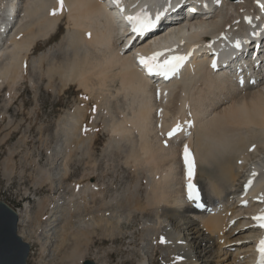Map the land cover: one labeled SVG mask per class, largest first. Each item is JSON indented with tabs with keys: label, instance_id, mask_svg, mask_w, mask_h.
Returning a JSON list of instances; mask_svg holds the SVG:
<instances>
[{
	"label": "bare ground",
	"instance_id": "1",
	"mask_svg": "<svg viewBox=\"0 0 264 264\" xmlns=\"http://www.w3.org/2000/svg\"><path fill=\"white\" fill-rule=\"evenodd\" d=\"M173 1L175 0H129V5L135 10L139 9V7H146L153 11L159 6L163 4L166 5ZM177 1L179 3L184 2V5L174 17H170L169 20L174 22L166 25L163 31H161L162 28H158L156 34L142 38V40L132 45L131 49L128 50L124 42V38L130 35V33L128 34V27L120 34L114 17L103 8L106 4H101L99 0H63V9L58 10L56 15H52L51 13L54 9H60L57 0H0V92L3 88H7V94L9 96L7 104H11L13 96L16 94L17 87H19V85H21L20 83L28 76L27 67L25 65L26 62L23 60L26 56L24 53H30L35 47V44H37L36 42L39 37L47 39L52 35L51 33L57 32V24L65 20L67 28L69 29L65 37H69V43L72 41L76 46L79 45L75 50H77L80 45H83L82 43H85L84 47L88 45V47H92L94 50L93 52L96 53V55L93 54L95 56L93 57V59H95L94 61L92 59L89 62L91 58H88L89 60L86 61L87 57H89L88 55L86 56V52L84 53L86 59H81V53V55H79L81 58H75L73 62L71 61L72 63L68 66L67 70L69 71V75L77 76L76 80L78 81L75 80L73 82L79 83L80 79L81 88L84 87L88 89L87 91L85 90L86 92L90 90L91 93L93 90L98 93V91H96L98 85L102 87L103 84L105 85V83H107L104 81V77L106 81L107 78H109L111 83L119 82L121 86L120 89H123L124 92H128V95L131 93L135 100L133 103L136 101L138 103V106L136 105L138 108L133 107V117H128L129 121L132 120L131 125L133 124L132 122H136H134L133 128L130 126L131 132L126 134L133 133L132 130L136 132V129L139 132L141 129L140 135L143 136V133H149L152 128L156 131L155 129H157L158 124L159 136L157 137L160 138L164 136V133L167 134V142L161 143L162 145L158 142V138L153 140L158 147L156 150H159L155 154L156 150L154 151L151 149V147L153 148L152 145H154V143H151L152 138L151 140L148 138V136H151L150 133L153 132L151 130L152 132H150L149 135L147 134L148 136L145 135L146 139L148 138L147 140H150V144H148L149 142L145 139L146 145L141 141L139 147L145 145V150L142 148L144 151H141L144 153L146 151L148 152L147 155H152L149 154V151L152 150L154 156L148 157L146 153H141L146 155L144 158L143 155L139 156H142L141 159L143 161L148 160L146 159L147 157L150 160L157 158V161L159 158V166L156 163L158 166V168H156V170L158 169L157 172H151L154 167V165L151 166L153 163L152 160V162L149 160V162L145 161L147 165L151 162V165H149L151 170L150 168L148 169L149 166L146 165L148 169V172H146L148 174L145 173L148 176L146 181L147 193L149 191H154L149 192L150 194H154L152 203L155 201L158 202L155 207L150 203L152 198L146 201H149L147 204L150 203L149 208L152 206L156 209L158 219V227H156L158 230L157 234L161 236L160 238H162L163 241H166L163 242V245L167 247V253L171 256V260L168 264L171 262H173L172 264H261V253L257 248L259 241L264 239V228L258 226L254 217L259 214H264V30L262 33L256 30L264 29V0H219V2H217V0H197L196 6L206 5L207 8L206 10L197 9L193 12H186V10L188 9L187 5L195 2H192V0ZM259 2H261V6ZM12 7H14V10L18 7L13 18L7 15V11ZM169 7L171 6L168 5L163 8L161 13L164 12V14H168L167 10L171 9ZM115 9L114 12L119 16L120 12L117 8ZM183 12L185 13L183 14ZM178 14L182 15L178 16ZM27 19H29L28 22ZM36 24L37 27L40 26L42 27L41 29H43L41 31L39 27V33L36 32L37 30L35 31L36 28L33 30V26L36 27ZM34 31L36 32L35 34L32 33ZM254 35H256V37H254ZM237 43H239V47L236 46ZM91 49L89 50L91 51ZM22 51H24V53ZM80 52L81 51L77 52V54ZM158 52L164 53L163 56L158 58L159 61L176 55L186 56L187 58L191 56L193 61L189 66L184 67L179 74L173 75L174 77L171 80L158 83V81H154L152 77L146 73L144 70L145 65L140 63L142 55L145 57L152 56ZM214 54H217L216 56L219 58V62L217 63L218 69L212 67V63L215 59ZM46 57H48V54L41 56L43 59ZM55 57L57 56L55 55ZM254 60L259 61L261 64L259 70L251 69V67H253L252 61ZM52 61H50V63ZM87 62L89 64H87ZM33 65L34 61L31 62V69L35 66ZM28 69L31 71L30 67ZM245 72L248 73L246 74ZM64 73L63 75H65ZM90 75L94 77L90 78ZM95 76L99 78L103 77L100 81L104 82H96L98 78L94 81L93 78H95ZM39 77H41V75ZM39 77L37 79H39ZM28 78L32 88L35 89L37 81L30 76ZM68 78L70 79V77ZM100 91L102 92V88ZM93 98H95V95ZM85 100L88 99L86 98ZM99 101L98 99V102ZM103 102L98 103V105H102H99L100 108L104 107L105 103L103 104ZM106 102H108V100ZM81 107H83V105ZM84 107L83 110L87 106ZM170 108L172 111L174 109L173 114H171ZM83 110L77 109L78 115H80ZM77 111L75 110V112ZM79 111L81 112L80 114ZM100 111L103 112V109H100ZM154 111L157 113L153 114ZM84 112L88 111L84 110ZM99 112H97V114ZM101 112L100 114H102ZM92 113L94 114L95 112L93 111ZM97 114L94 115L97 116ZM169 114L171 118L168 117ZM76 115L72 117L71 122L73 119L75 121L78 119V123L76 124L75 121H73L74 124H76L75 126L71 124L72 127L70 129L66 127L68 130H63L65 142H69L73 139L67 146L69 151L72 150V153L75 149L77 150L79 148L80 151L81 147H84L82 146L85 144L83 141L91 139L88 142L92 143L94 133L96 132L98 134L97 136L95 133L96 136L94 137L96 138L99 137L101 131L100 130L99 133L96 131L100 129H97V124L95 122L96 117L95 119L94 117L87 119L83 114L84 116L82 115V117L84 118L80 120L81 118L79 119ZM125 116L124 120L127 122L128 118ZM79 117H81V115ZM109 117L107 116V119ZM99 118L101 119L100 115ZM100 119L97 117V122H99ZM105 121L103 123H106ZM112 121L114 122L112 128L110 129V126L107 128L108 130L113 129L116 131V134L118 133L120 135H116V141L114 136L115 132L113 130L110 131L114 133V135L111 134L110 138L114 136L113 141H116L118 144L120 143L118 142L120 140L119 137H121V135L124 136V132H122L124 129L121 125L126 126L128 122H125L124 125L122 124L123 121H121L120 125L116 124L117 121L115 122L113 119ZM153 122L156 123L154 124ZM136 124L139 125L138 128H135ZM156 124L157 126H155ZM177 126H179L178 129ZM119 127L122 128H120L122 133H119ZM124 128L130 130L128 126ZM149 128L151 129L149 130ZM174 129H177L176 133L169 136L168 134L173 132ZM160 131L163 132V135L160 134ZM153 134L155 133L153 132ZM132 135L131 137H134ZM88 136H91V138ZM141 136H139V138H141ZM71 137L72 139H70ZM85 137L88 138L85 139ZM145 137H143L142 140ZM95 138H93V140L97 141V139H99ZM139 138L138 140L140 142L141 139ZM127 139L120 143V149L122 143L124 144ZM135 140L136 137L134 141ZM156 140L157 144L155 142ZM163 140L165 139H162V141ZM111 141L110 143L113 144H111V146H106V148L109 149V147L116 144V142L114 143ZM91 143L88 144L86 142L87 145ZM131 145L134 146L131 143L130 146H128L131 148ZM136 145H138V142ZM94 146L95 144L92 145L93 148ZM123 147L125 146L123 145L122 148ZM139 147L132 148L138 149ZM185 147L188 148L194 164L192 182L199 187L200 194L202 195L201 203L204 205L203 210L198 209V203L195 200L188 199L186 186L189 182V177L188 168L184 159ZM106 148L105 150L108 151ZM58 149L56 150L58 151ZM123 149L126 151V147ZM127 150L129 151L126 153L125 151L123 152V150L122 152L124 155H127L124 157H127L126 159L128 160L131 159L129 155L132 153V149L130 150L128 148ZM136 151L138 152V150ZM90 152H87L88 155ZM152 152L150 151V153ZM70 155L68 157H70ZM132 156L135 157L138 155L132 153ZM133 157L131 161L129 160L130 162H133L132 160L137 158L135 157L133 159ZM138 158L140 159V157ZM139 159L138 161H136L137 159L134 160V162L136 161V164L133 162L135 166H137L138 162L142 161L141 159L139 161ZM70 160L72 159L68 161ZM162 161H165V165L163 164L164 167L162 165L160 166ZM140 163L138 164L142 166L143 162L142 164ZM65 165L68 166L69 163ZM131 165L133 169L134 165L132 163ZM67 166L66 170L70 168H67ZM95 166L98 165L96 164ZM95 166L94 168H98ZM146 166L144 165L143 168ZM159 167H163V170H159ZM143 168L141 170L140 167L142 172L145 169ZM135 169L138 168L135 167ZM147 169L145 170L147 171ZM149 170L151 172L150 175ZM68 171L70 170L66 172ZM134 172L136 173V170ZM95 173V170L89 171L83 175L80 181L78 180L77 184V181H75L76 193L74 198L69 200L73 202L72 205L70 202V206L72 207L70 208L71 210H78V213L81 211H79V209L91 213L95 211L97 215V217L92 215L96 218V220L93 221H91L92 217H88L90 220H86V217L78 219V227H81L79 230H84L85 233L91 230V228H98L99 230H105L107 228H104L106 224L104 215L106 213L104 215L102 214V207H107V204L112 202L115 203L117 200V197H115L116 200L102 198L103 195L99 193L101 189H99L97 182L92 181L95 177ZM156 173H160L161 177L159 174L158 178ZM139 174L137 171V175ZM200 176L205 180L203 183L200 182L202 183L201 185L198 183V178ZM140 182L141 180L139 184H141ZM141 186L139 185L140 188ZM148 187H153L154 190ZM136 188L133 187V190L135 191ZM140 188L138 189L140 190ZM134 191L132 192L133 194ZM138 194L140 195V191ZM139 195H137V197H139ZM98 197L101 203H95ZM137 199L133 200L136 201ZM142 199L143 198H141V200ZM92 201H94V203ZM59 205L61 204L57 203V206ZM139 208L141 207L139 206ZM141 210L142 208L139 209V211ZM143 211L144 210H142V212ZM18 212L20 221H23L24 213L19 210ZM59 212L60 210L58 207H53L46 217L54 216L56 218L58 216L56 214ZM122 216H124V213ZM55 221L56 220L52 219L49 223L51 225L47 226V228L45 227V231L53 229L56 224H58ZM53 222L54 224H52ZM154 223L156 224V221H154ZM151 224L149 223V225ZM155 224L152 225L155 226ZM21 237L23 238L22 235ZM106 242L107 241H105V243ZM79 252L78 250L77 253ZM102 254L104 253L102 252ZM148 259L149 258H146L147 263H144L146 261L142 260L143 263L141 264H155L153 254L151 255V259H149L151 260L150 262H148Z\"/></svg>",
	"mask_w": 264,
	"mask_h": 264
},
{
	"label": "rangeland",
	"instance_id": "2",
	"mask_svg": "<svg viewBox=\"0 0 264 264\" xmlns=\"http://www.w3.org/2000/svg\"><path fill=\"white\" fill-rule=\"evenodd\" d=\"M188 11L191 12L190 9L186 10V12ZM28 21L29 19H27V22ZM170 23L172 22L165 23L163 28H165L166 25ZM39 27H37V24H36V27L33 26V30L36 28L35 31L37 30L36 32L39 33L40 32L38 29ZM41 28L42 27H40V29ZM42 30L43 29H41V31ZM68 30L69 29L67 28V24L65 20L61 21L60 23L57 24V28H56L57 32L51 33L52 35L50 34L51 36H49V38L47 39H43V37H39L38 41L36 42L37 44H35V47L30 51V53L28 52V54H25L24 51H22L24 55H26L25 58H23V60L26 62L25 65L27 67L28 76H26V78L22 81V83H20L21 85L17 87L16 94L13 96V101L11 102V104L9 103L7 104L8 99H9V96L7 94V88H3V90H1L0 92V201L7 202L13 208H17L19 209V211H22V213H24L23 215L24 222L20 221L18 232L19 234L23 236V239L27 241L28 243H30L31 245V253H30V257L28 259L27 264H82L83 260H86V259L94 260L97 264H105L106 262H108L106 264H121V263L122 264H135V263L141 264L143 263L142 260L146 261V258L151 259L152 254H153L155 264H168L171 260V256L169 255V253H167V247L163 245V243L161 242L162 238H160L161 236L157 234L158 230L156 228L158 227L157 225L158 219H157L155 207L158 201H155L154 203H152L154 200V196H153L154 194L153 193L150 194L149 192H154V191H149L147 193V185H146L147 184L146 181L148 177L146 175L148 173L146 172H148L149 168L151 170V167L149 165H151V162L153 161L151 166L154 165L155 168L153 167V170H151V172L152 171L157 172L158 169L156 170V168H158L159 166L158 164L159 158L157 161L156 160L157 158L151 157L154 159V160L151 159L152 160L151 161L148 157L154 156L153 155L154 152L150 150L152 153H150L149 151V154H152V155H147L148 152L145 151L146 155L148 156L146 159L151 161L147 165V162L149 161L145 160L147 161L145 162L141 159L142 156H139V155H143V158L144 156L146 157V155H144L145 153L141 151L143 150L142 148H144V146L146 145V141H144L146 139L145 135L147 134L149 135V133L153 131L156 134V137H155V134H153V132L150 134L151 136L153 135L154 138L153 136L151 137L147 135L148 138H150V140L152 138L151 143L153 144L154 143L153 140L158 138L159 140L161 139L160 141L157 139L158 142H160V144L161 143L163 144V142L165 143L167 142L166 141L167 134L164 133L165 137L164 136L162 137L161 135H163L162 134L163 132L160 131V134H161L160 136L162 138L157 137L159 136V130H158L159 124L158 126L157 124L155 125L157 126V129H155L156 131L158 130L157 132L154 131L153 128L152 129L149 128V130L151 129L152 131L150 130L149 133L147 134H145L146 132L143 133L144 134L143 136L140 135L141 134L140 132L142 131L141 129L139 130V132L136 129V132L132 130L133 133L126 134L128 132H131V128H133V124L134 122H136V121L132 122L133 124L131 125L132 120L129 121V118L133 117V114H132L133 107L138 108L137 107L138 103L137 101L135 102L136 104L133 103V101L135 100H134V97H132L131 93H129L128 95V92H124L123 89H120L121 86L119 82L111 83L109 78H107V81H106L104 77V81L107 83H105V85L103 84L102 87H100L101 85L100 86L98 85L99 89L97 88V85H96V88H97L96 91H98V93L100 94H98L94 90L92 91V89H95V88L91 89L92 93L90 92V90L86 92L88 89L84 87L81 88L80 79L78 78L79 83H77L78 82L76 80L77 76L69 75V71L67 70L68 66L73 62L75 58H81V56H79L81 55V53H82L81 59H84L87 55L89 57H87L86 61L89 60L88 58H91L89 62L93 59V57H95L94 55H96V53L93 52L94 50L92 47L90 46L88 47V45L84 47L85 43H82L83 45H80V47L82 48L78 47L77 49L78 51L75 50L77 46L79 45L76 46V44L72 43L71 40H70L71 42L69 43V39H68L69 37L68 38L65 37ZM163 30L164 29H161V31ZM35 31L32 33L35 34L36 33ZM89 49H91V51ZM86 50L89 52V54ZM76 51L77 52L81 51V52L77 54ZM84 53L86 54V56ZM45 54H48V57L44 59L41 58V56ZM76 54L77 56L75 57ZM55 55L57 57H55ZM94 60L95 59H93V61ZM32 61H34L35 66L33 65L34 67L31 69ZM50 61H52L53 63L52 62L50 63ZM62 63L64 65L65 64L67 65L64 66ZM87 64L89 63L87 62ZM29 67L31 71H29L28 69ZM63 73L65 75H63ZM40 75L41 77H39ZM29 76L33 77L35 81H37V85L35 89L32 88L30 81L28 80ZM66 76L70 77V79ZM71 76H72V79H71ZM38 77L39 79H37ZM92 77L94 76L90 75V78ZM96 78H98V80ZM102 78L95 76V78L93 79L94 81L97 80L96 82L98 83H103L104 81H100L102 80ZM68 80L69 81L71 80V81L69 82ZM75 80L77 82H73ZM101 88H102V92L100 91ZM108 92L111 94H109ZM94 95H95V98H93ZM96 97L100 100L99 102ZM86 98L88 100H85ZM102 100L105 102H103ZM107 100L108 102H106ZM101 101L103 102V104L105 103L103 108L102 107L100 108V106L102 105L100 104H99L100 106L98 105V103H102ZM82 105L83 107L84 105L85 107L87 106L86 108L84 107L85 108L84 110L85 111L87 110L88 112H84L83 107H81ZM98 107L100 109H103L104 113L101 112ZM77 109L83 110L82 113L79 111V114L81 113L80 114L81 117H79L80 115H78ZM75 110L77 112H75ZM93 111L95 112L94 114H97V112L99 111L102 114H100L99 112L97 116H95L92 113ZM173 112H174V109L173 111L171 109V114H173ZM156 113L157 112L155 111L153 112V114H156ZM73 114L74 115L77 114L78 116L76 115V117H78L79 119L81 118L80 120L84 118L82 117L83 114L87 117V119H90L91 117H94L95 119L96 117L95 122L97 124V129L100 128L99 130H96V131L98 133L100 130L101 131L99 133V137H96V138L94 137L96 135L98 136L96 132H95L96 135L94 133V136L92 137V143L95 144L94 148L92 147V145L94 144H92L91 142H88L91 140L90 139L91 136H88L90 137L89 138L90 140L87 139L88 141L86 140L83 141V143H85L82 145L84 147H81V150L83 151L81 150L79 151V148H78L77 150L75 149L76 151L73 149L74 151L72 153V150L69 151V149L67 148L68 144L70 143V141L72 142L73 139L71 137L70 139L72 140L69 139L70 140L69 142L67 141L65 142L63 133L65 130H68L66 127L70 129L72 127L71 124L72 125L74 124L73 122L75 121L74 119L71 122V119L74 116ZM99 115L101 119L99 118ZM125 115L127 116V118L129 117L127 121L128 123L124 120ZM107 116L108 117L111 116L112 118L109 117L107 119ZM97 117L98 119H100L99 122H97ZM168 117H170V114ZM112 119L115 122L117 121L116 124H120L121 121H123L124 123L122 122V124L125 125V122H126L128 124L126 125L128 126V129L130 128V126H132L130 130H127L126 128H124L126 126H122L120 124L121 127L124 129L123 131L121 130L122 132H124L123 133L124 136L121 135V137L123 136L122 137L123 139L119 137L121 141L119 140L118 142L120 143L124 142L127 139V137L128 139H130V140L127 139V141L124 144L122 143L121 149L119 146L120 143L117 144L116 142L117 141L116 135L118 136L120 135L118 133L116 134V131H114L113 129L112 130L115 132V135L113 132H110L112 130H108L109 126L111 129L113 126L112 124H114ZM104 121L106 123H103ZM129 122H130V125H129ZM75 123L76 124L78 123V119L75 121ZM153 123L155 124L156 122H153ZM76 124H74L73 126H75ZM104 124H105V127H104ZM135 126H136L135 128H138L139 125L136 124ZM121 127L118 128L119 133L121 132L120 131ZM111 134L115 136L116 141H113L114 136L110 138ZM131 135L134 137H131ZM139 136H141V138H139ZM88 137H85V139ZM135 137L137 140V141L135 140L136 142L134 141ZM143 137L145 138L142 140ZM93 138L95 139L99 138V139H97L96 141V140H93ZM138 138L141 139L140 142ZM162 139H165V140L162 141ZM109 140L110 141L112 140L111 142H114V143L116 142L118 146L115 144L113 145L114 147L112 146L113 148L112 147H109V149L106 148V146L108 145L111 146V144H113V143H110ZM150 140H147V142H149ZM157 140L155 141L156 144H157ZM128 141L129 142L131 141L130 143L133 144L134 146L131 145V148H130L129 147L130 143ZM141 141H143L145 145L141 144L143 146L139 147ZM86 142L88 144L89 143L91 144L87 145ZM137 142H138V145H136ZM148 144H150V142ZM123 145L126 147V151L123 149L125 147L122 148ZM137 146L141 149L139 148L136 149ZM152 146L153 148L151 147V149H153L154 151L156 150V148H158L155 145V143ZM117 147H118V150H117ZM132 147L133 148L136 147V148L133 149ZM55 148L56 149L59 148L58 151ZM105 148L108 151H106ZM128 148L130 150L132 149L131 151L134 155L135 154L138 155V156H135L137 157L136 158L137 160H136L134 159L135 157H133L132 153L130 152L131 154L129 153L130 154L129 156H131V159L133 157L134 160L138 161L139 159L138 157H140L142 161H140L139 159L141 163L140 162L138 163L142 164L143 162L142 166H140L137 163V166L139 165L137 167L135 166L136 161L134 162V160H132L135 163L134 164L133 162H130L131 159L127 160L126 159L127 157H124L127 155H124L123 152L125 151L126 153L127 151H129L127 150ZM136 150H138V152ZM157 151L159 150H156L155 154L157 153ZM87 152L88 153L90 152V154L88 155ZM69 153L72 154L73 156L70 155ZM112 153L115 154L116 156L113 155ZM137 153H140V154H137ZM141 153H144V154H141ZM69 155L70 157H68ZM69 159H72L73 161L72 160L68 161ZM162 162L160 166L162 165L164 167L165 161L163 163ZM64 163L65 164L69 163V165L67 166ZM113 163H116V164H113ZM131 163L134 165L133 169H132ZM156 163L158 164V166L156 165ZM62 164L65 166V168ZM96 164L98 166H95ZM144 165L149 166L148 169H147V166L144 167L145 169H147V171L143 168ZM66 166L67 168L70 167L69 169H67L70 171L66 172L67 171ZM94 166L98 168H94ZM135 167L138 169H135ZM140 167H141V170L143 168L145 172L144 171L142 172L140 170ZM163 167H159V170L162 171ZM92 170H95L97 173V174L95 173V177L92 179V181H96L99 186V189H101L99 190V193L103 195V197L102 195L101 197L107 200H111V199L116 200L115 197H117V200L115 203L111 201L112 203H109L110 206L109 204H107L108 205L107 207L106 206L102 207L103 208L102 214L104 215L106 213L104 215L106 218V221H105L106 224L104 225V228L105 227L107 228L105 230L104 229L99 230L98 228H95V229L91 228V230H88L87 233H85L84 230H79L81 229V227L80 226L78 227V224H79L78 219L86 217L85 218L86 220H90L88 219V217H92L91 221H93V220H96L95 217H97V215L95 211L91 213L83 209H79V211L80 210L84 211V212L80 211L79 212L80 214H79L78 210H71L70 209L72 208L70 206L71 201L69 200L74 198L75 193H76L75 185H74L75 181H77L76 182L77 184L78 180L80 181L85 173L92 171ZM135 170H136V173L134 172ZM137 171H138V174L140 173L139 175H137ZM151 172L149 173V175L151 174ZM159 174H157L158 178H159ZM160 177H161V174H160ZM140 180H141L140 182L141 184H139ZM203 181H205L204 178H201L200 176L198 178V183L201 185ZM139 185L140 186L142 185L141 188L139 187ZM133 187L135 188L138 187L140 188V190L136 188L138 192L136 189H135L136 191L135 192L133 190ZM148 188L149 189L152 188L151 190H154L153 187H148ZM133 191H134V194L132 193ZM139 191H140V195L138 194ZM137 195H139V197H137ZM121 196H122V199H121ZM140 197L143 199L141 200ZM133 199H137L138 201L137 200L135 201ZM146 200H151L150 203H152V206H155V207L151 206V208H149L150 203L147 204V202L149 201H146ZM92 202L94 203V201ZM57 203L61 205L57 206ZM72 203L73 202H71V205ZM95 203H101V200L99 197L97 201H95ZM139 206L142 208V210H144L143 212L142 210L139 211V209H141L139 208ZM53 207L59 208L60 212L56 214L58 216L56 218L54 216L46 217ZM148 208L150 210L153 208L152 209L153 211L152 210L150 211ZM146 210H149L150 212ZM123 213H124V216H122ZM92 215H95V217ZM129 218H130V221H129ZM52 219L56 220L55 222L58 224H56V226L53 229L49 231H45L47 226L51 225L49 223ZM154 221H156V224L154 223ZM107 223L110 225H108ZM149 223L155 224V226L152 224L151 226L149 225ZM52 224H54V222ZM105 241L107 242L105 243ZM78 250L80 251L79 252L80 255L79 253H77ZM102 252L104 254H102ZM107 252L110 254V256ZM140 253H142L143 255ZM149 259H148V262L151 261ZM144 263H147V261ZM172 263L173 262H171L170 264Z\"/></svg>",
	"mask_w": 264,
	"mask_h": 264
},
{
	"label": "snow or ice",
	"instance_id": "3",
	"mask_svg": "<svg viewBox=\"0 0 264 264\" xmlns=\"http://www.w3.org/2000/svg\"><path fill=\"white\" fill-rule=\"evenodd\" d=\"M58 4L60 5V9H54L52 11V15H56L58 10L63 9V0H57ZM114 2L120 6V11L123 12L124 8L120 5V0H114ZM219 2V0H217ZM160 13H157L155 19L151 17L150 14L147 12H140L136 15H128L125 16V20L129 23L131 26V30L135 33L142 34L147 29L153 27L157 21L160 19ZM239 47V43L236 45ZM164 53L158 52L153 54L151 57L145 59L144 57L140 58V63L147 66L149 72H152L154 69L159 71L162 75H167L168 72H174L176 69L180 67V65L187 59L186 56H170L167 59L163 60L162 62L159 61V57L163 56ZM212 67H216L215 61L212 63ZM179 126H177L178 129ZM174 129L173 132L169 133V136L173 135L174 132L177 130ZM184 159L185 164L188 168V177H189V183H188V199L189 200H198L199 194L195 187V185L192 183V176H193V169L194 164L192 159L190 158L189 150L187 147L184 149ZM202 207V205H199ZM257 221H259V226L261 228H264V214L254 217ZM163 243L164 241L161 240ZM259 251L261 253V264H264V239H261L259 241Z\"/></svg>",
	"mask_w": 264,
	"mask_h": 264
},
{
	"label": "water",
	"instance_id": "4",
	"mask_svg": "<svg viewBox=\"0 0 264 264\" xmlns=\"http://www.w3.org/2000/svg\"><path fill=\"white\" fill-rule=\"evenodd\" d=\"M20 216L6 202L0 201V264H27L31 245L19 234ZM82 264H97L86 259Z\"/></svg>",
	"mask_w": 264,
	"mask_h": 264
}]
</instances>
